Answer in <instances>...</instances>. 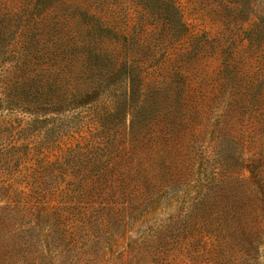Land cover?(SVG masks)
<instances>
[{"label": "rangeland", "instance_id": "374dc122", "mask_svg": "<svg viewBox=\"0 0 264 264\" xmlns=\"http://www.w3.org/2000/svg\"><path fill=\"white\" fill-rule=\"evenodd\" d=\"M178 3L176 42L124 0H59L29 26L53 46L102 22L133 71L85 103L0 110V264H264V0ZM83 65L61 81L82 87Z\"/></svg>", "mask_w": 264, "mask_h": 264}, {"label": "trees", "instance_id": "16d2710c", "mask_svg": "<svg viewBox=\"0 0 264 264\" xmlns=\"http://www.w3.org/2000/svg\"><path fill=\"white\" fill-rule=\"evenodd\" d=\"M20 1L13 14L1 13L0 10V110L35 112L70 106L78 101L85 103L84 100L92 95L102 93L99 88L113 74L121 70L128 75L132 73V64L128 66L126 59L121 64L119 62L127 44H122L121 50L112 47L113 44L119 46L112 40V36L117 34L114 28L97 21V25L87 30L79 41L40 45L39 41H33L34 35H29V26L43 12L56 7L59 0ZM124 2L141 9L142 21L155 25L158 31H153V34L158 33L160 39L169 37L176 42L187 35L178 0ZM10 26L16 28L13 30ZM20 34L25 39L17 48L14 42ZM74 61L84 63L83 74L80 75L84 85L69 88L61 77L66 64Z\"/></svg>", "mask_w": 264, "mask_h": 264}]
</instances>
